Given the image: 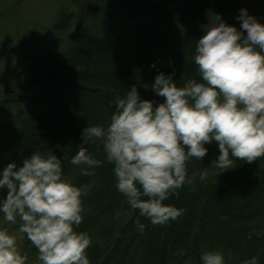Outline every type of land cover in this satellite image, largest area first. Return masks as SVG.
Instances as JSON below:
<instances>
[{
    "label": "trees",
    "instance_id": "16d2710c",
    "mask_svg": "<svg viewBox=\"0 0 264 264\" xmlns=\"http://www.w3.org/2000/svg\"><path fill=\"white\" fill-rule=\"evenodd\" d=\"M111 2L92 5L88 13L97 22L123 12V26L111 30L98 25L94 32L74 37L61 54L40 46L29 49L26 77L4 91L6 108L19 109L8 129L24 151L20 166L32 152L51 151L61 159L63 175L84 187L83 220L75 230L91 239L86 249L90 264H201L200 255L207 250L220 251L225 264H243L252 256L264 264V156L251 163L237 158L233 168L223 171L209 168L219 155L217 142L205 144L206 155L186 162L184 184L163 202L184 210L165 225H152L129 207L116 189L102 141L83 145L101 161L92 175H81L71 163L83 143L82 130L106 127L117 97L124 98L135 85L140 97L156 106L164 100L151 89L157 74L171 75L178 87L189 79L199 81L193 61L196 41L215 15L238 31L240 9L264 24V0ZM130 5L145 24L131 22ZM255 5L258 13H252ZM77 20L75 11L61 6L51 27L69 31ZM138 223L145 225L143 232ZM25 242L29 246L26 236Z\"/></svg>",
    "mask_w": 264,
    "mask_h": 264
},
{
    "label": "clouds",
    "instance_id": "9594fccd",
    "mask_svg": "<svg viewBox=\"0 0 264 264\" xmlns=\"http://www.w3.org/2000/svg\"><path fill=\"white\" fill-rule=\"evenodd\" d=\"M240 30L219 14L196 41L193 61L200 80L177 86L171 75L159 73L152 91L162 103L142 99L133 85L115 99L108 125H87L83 143L71 157L81 175H92L101 161L83 145L102 141L104 159L113 165L116 189L129 207L152 225H165L184 210L163 202L185 182L186 162L201 161L204 146L217 142L219 155L209 168H233L237 158L251 163L264 156V24L240 9ZM246 32V34H245ZM155 67V64L151 65ZM221 171V172H223ZM204 179V174H201ZM0 214L37 250L39 264H90L91 239L79 232L83 220L84 187L62 172L61 159L51 151L32 152L21 166L0 169ZM146 198V199H145ZM143 232L145 225L138 223ZM17 236L0 227V264H26ZM201 264H225L220 251L207 250ZM243 264H259L252 256Z\"/></svg>",
    "mask_w": 264,
    "mask_h": 264
},
{
    "label": "rangeland",
    "instance_id": "374dc122",
    "mask_svg": "<svg viewBox=\"0 0 264 264\" xmlns=\"http://www.w3.org/2000/svg\"><path fill=\"white\" fill-rule=\"evenodd\" d=\"M106 1L114 4L113 1L119 0H0V169L10 162L20 166L23 157V149L10 139L8 129L9 122L19 109H7L2 99L7 88L22 83L26 77L29 49L40 46L50 53L61 54L74 37L94 32L98 25L111 30L123 26L126 16L123 12L114 11L117 14L113 20L99 19L97 22L89 15V9L94 8L92 5ZM61 6L75 11L78 20L71 30L54 32L51 26ZM130 7L131 22L145 24L147 21L139 18V10L135 6ZM252 13H258L257 5L252 7ZM0 196H6V190H0ZM19 224V219L16 224L5 222L0 214V227L17 236L18 249L27 257L26 264H39L37 250L30 243L26 245L25 235L18 231Z\"/></svg>",
    "mask_w": 264,
    "mask_h": 264
}]
</instances>
